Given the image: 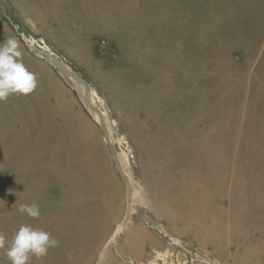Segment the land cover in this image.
Returning <instances> with one entry per match:
<instances>
[{"label":"rangeland","instance_id":"rangeland-1","mask_svg":"<svg viewBox=\"0 0 264 264\" xmlns=\"http://www.w3.org/2000/svg\"><path fill=\"white\" fill-rule=\"evenodd\" d=\"M9 37L38 83L0 103V232L59 241L31 264H264V0H0Z\"/></svg>","mask_w":264,"mask_h":264},{"label":"clouds","instance_id":"clouds-1","mask_svg":"<svg viewBox=\"0 0 264 264\" xmlns=\"http://www.w3.org/2000/svg\"><path fill=\"white\" fill-rule=\"evenodd\" d=\"M21 56L19 41L14 37L0 43V103L12 96H27L37 87L35 74L25 66ZM17 212L33 220L40 217V207L36 203L21 204ZM58 245L59 241L51 232L31 224H21L11 240L0 232V251L10 264H31L33 257L40 260Z\"/></svg>","mask_w":264,"mask_h":264},{"label":"bare ground","instance_id":"bare-ground-1","mask_svg":"<svg viewBox=\"0 0 264 264\" xmlns=\"http://www.w3.org/2000/svg\"><path fill=\"white\" fill-rule=\"evenodd\" d=\"M56 61L54 64L55 66L58 68L59 73L68 81V83L72 86V88L74 89V91L78 94V96L82 99V101L84 102V104L86 105V107H94L92 100L89 98L90 96V90L88 89V85L83 82L76 73H74V71L60 58L55 57ZM94 117L97 120H101V114L99 113H94L92 112ZM132 190L129 189V198H128V204L131 201V192ZM128 218L125 217V219L119 223L118 227H117V231L122 230L126 223H127ZM102 256V251H100L99 253V258ZM164 257V256H163ZM164 261H166L164 259ZM99 264V263H98Z\"/></svg>","mask_w":264,"mask_h":264}]
</instances>
